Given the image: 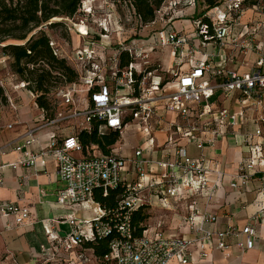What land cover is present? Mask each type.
Returning <instances> with one entry per match:
<instances>
[{
  "label": "built area",
  "instance_id": "2783aa9c",
  "mask_svg": "<svg viewBox=\"0 0 264 264\" xmlns=\"http://www.w3.org/2000/svg\"><path fill=\"white\" fill-rule=\"evenodd\" d=\"M202 3V12L193 16L188 29L183 31L171 28V20L178 11L196 8L197 0H164L157 12L163 27L150 37L149 46L152 52L157 48L170 50L175 60L169 72H162L158 64L152 65L149 53L141 47H126L124 40L119 43L117 54L106 64L101 55L109 49L104 44L108 39L105 24L99 25L104 31L101 40L88 38L87 31L80 32L83 45L69 54L49 34V24L55 19L39 27L49 35L53 56L65 59L78 74V80L65 83L52 93L56 110L53 120H46L45 112L38 110L36 125L26 126L24 133L0 148V154L8 149L21 154L20 160L10 165L12 169L43 167L48 158L53 160L57 178L63 184L57 192L56 203L72 212L65 220L71 234L57 236V220L40 223L45 234L58 240L59 248L75 255L80 264H190L194 252H198L201 259L207 258V249L212 245L226 254L229 239L239 234H246L251 240L255 224L264 222V206L242 231L228 223L223 229H211L217 217L207 208L198 212L194 206L187 207L183 218L189 230L187 235H166L157 231L150 236L145 231L142 236H136L131 222V212L143 206L146 192L158 196L164 206H169L172 198L182 192L191 198L203 192L206 198L210 197L217 187V183L210 184L208 180L211 173L217 179L228 176L227 186L234 192H250L251 184L256 183L254 192L264 201V0H216L211 8L204 0ZM151 24H156V18ZM2 47L0 44V49ZM119 52L127 53L133 61L122 70L118 66ZM9 62L10 58L0 53V88L5 97L4 104L0 101V119L6 107L16 116L18 91L27 89L34 103L38 96L28 89V83L17 80ZM86 66L87 70L83 68ZM83 86L88 91L79 105H84L81 110L74 95ZM118 87L124 88L123 93L120 94ZM93 88L96 91L88 98ZM60 105L67 112H60ZM159 109L163 114L177 116L178 121L169 124L170 131L175 129L178 134L186 131L185 136L191 142H196L194 133L206 134V140L196 142L199 148L226 135L239 137L244 150L235 172L226 175L218 163L213 169L209 168L202 155L191 158L172 139L167 145L174 147L173 158L154 162L156 172L150 171L152 161L143 158L142 148L126 157H121L114 146L105 155L97 149L85 155L76 132H70L61 140L54 137L37 151L30 150L38 143L36 133L41 128L70 121L81 123L75 127L76 131V128H85L89 119H95L102 124L99 132L111 129L121 135L128 123L137 119L141 131L151 136L158 129L157 124L163 122ZM16 121L17 125H22L17 116ZM147 143L153 145L152 137ZM117 188L123 192L119 209H103L93 202L96 190L107 194ZM91 205L95 206L93 218L74 217L78 208L88 209ZM29 221L30 213L26 208L0 202V233L25 227ZM109 237H112L109 253L101 263L90 250L78 252L83 241ZM87 251L92 256L86 259ZM56 255L57 252L49 253L42 248L43 263L64 264Z\"/></svg>",
  "mask_w": 264,
  "mask_h": 264
},
{
  "label": "crops",
  "instance_id": "0c3cea01",
  "mask_svg": "<svg viewBox=\"0 0 264 264\" xmlns=\"http://www.w3.org/2000/svg\"><path fill=\"white\" fill-rule=\"evenodd\" d=\"M194 9L190 7L176 12L170 27L178 31L187 30L192 18L189 14H192ZM21 91L25 92V90L17 92L20 99L16 116L22 125H17L15 114L9 108H4L0 119V148L24 133L26 126H35L39 118V111L34 101L29 93L25 92L29 98L27 106L30 113H34L35 120L32 125L20 120L24 107ZM17 94L13 96L16 98ZM158 111L162 115L163 122L157 124L158 129L151 136L146 134L141 145L136 147V149H144L143 158L152 161L150 171H158L154 162L173 158L174 147L167 145V141L172 139L175 145L184 148L191 158L196 159L202 155L209 168L213 169L215 163H218L226 175L235 172L236 164L244 150L239 142L241 140L239 137L233 134L226 135L211 145L204 144L202 148H199L196 142L206 140V134L194 133L196 142H191L185 136L186 131L183 130L184 132L180 134L176 133L175 129L170 131L169 124L178 121L175 114H163L160 109ZM152 123L156 125L155 119L152 120ZM182 127L184 128V126ZM70 132H75V126H68L64 123L46 125L36 133L38 143L33 144L30 150L37 151L40 145L47 144L52 138L57 137L61 140ZM123 136L121 133L120 138ZM151 137L153 145L149 144V146L147 142ZM20 158L21 154L12 149L6 150L3 155L0 154V202H12L26 208L30 213V221L25 227L0 233V264H14L13 261L15 264H40L43 259L42 248L49 253L57 252L56 258L59 262L80 264L75 255L59 248L58 240H53L45 234L40 223L42 220H57L59 223L56 225V235L64 237L71 234V228L65 220L72 215V212L56 203L57 192L63 187V184L57 178L53 160L48 158L43 167L17 166L12 169L10 165L16 164ZM208 180L210 184L217 183L216 190L210 197L206 198V193L203 192L191 198L182 192L178 197L172 198L169 206H164L158 196L149 195L146 192V202L143 204L149 215L146 222V234L152 236L157 231L166 235L189 234V230L183 222L188 206H194L198 212H202L205 208L212 212L217 217L216 223L211 227L213 230L223 229L228 223L242 231L250 223L251 217L264 206L263 199L254 192L256 183L251 184L250 192L241 193L234 192L227 186L228 176L217 179L211 173L208 175ZM155 208L162 209L165 214L163 218L159 217L157 221L149 224L152 219L151 212ZM88 209L91 211L90 216H83L80 211L86 209L78 208L74 217L78 219L93 218L95 206L91 205ZM229 245L230 248L226 254H222L216 245L210 246L205 259H201L198 252H194L190 264H264V222L258 221L255 224V235L251 240L246 234H239L229 239ZM85 254L91 255V252L87 251ZM170 264L177 263L171 262Z\"/></svg>",
  "mask_w": 264,
  "mask_h": 264
},
{
  "label": "trees",
  "instance_id": "16d2710c",
  "mask_svg": "<svg viewBox=\"0 0 264 264\" xmlns=\"http://www.w3.org/2000/svg\"><path fill=\"white\" fill-rule=\"evenodd\" d=\"M82 2L83 0H0V44L3 45L0 53L10 58V70L17 80L28 83V89L38 94L35 104L38 110L45 112V119L48 121L56 116L52 93L65 83L77 82L78 74L65 59L53 56L49 47V35L40 31L39 27L55 18L60 21L51 22L50 30L66 27L63 19L73 20L79 14ZM109 2L117 8L120 6L128 8L140 26H147L155 20L164 0H109ZM204 2L211 8L216 0ZM132 62L127 53L119 52L120 70ZM94 91L95 88L90 89L88 98H91ZM0 100L5 101L1 88ZM101 125L95 119H89L85 128H76V137L85 155L92 153L94 149L100 154H108L119 141L121 137L119 131L110 129L99 132ZM92 200L103 209H119L123 192L120 188L109 190L107 194L96 190ZM146 209L145 206H140L131 212V222L136 229V236H142L147 230L146 222L149 215ZM111 241L112 237L83 241L79 244L78 252L90 250L94 258L101 263L104 256L109 253Z\"/></svg>",
  "mask_w": 264,
  "mask_h": 264
},
{
  "label": "rangeland",
  "instance_id": "374dc122",
  "mask_svg": "<svg viewBox=\"0 0 264 264\" xmlns=\"http://www.w3.org/2000/svg\"><path fill=\"white\" fill-rule=\"evenodd\" d=\"M203 7V3L198 0L194 12L189 14L190 17L201 13ZM55 20L57 21L60 19L55 18ZM63 21L65 22L66 27H59L55 30H50L49 34L53 36L54 39L63 47V50L67 54H69L73 49L83 45V41L79 37L80 32L87 31L88 38L101 40L100 36L104 33V31L99 25L102 23L106 25L108 34V39L103 41L104 44L106 43V45L109 46V49L105 53L102 52L101 54L103 59L106 60V64H108L109 58L111 59L117 54V51L120 48L119 43L124 40L126 41L124 43L126 47L134 46V48L137 49L141 47L142 50L149 53L148 60L150 63L152 65L158 64L162 69V72H169L173 69V61L175 59L171 57L170 50L168 48H157L155 52H152L151 47L149 46L151 42L150 37L163 27L162 22L159 21V16H156V24L140 26L133 16V13L126 7L120 6L117 8L112 5L109 0H83L79 14L73 20L63 19ZM140 62V60L136 61L137 64ZM83 68L87 70L88 66ZM78 70H80V66H78ZM160 75H162V73H160ZM118 89L120 94L123 93L124 88L118 87ZM87 91L88 88L83 86V89H77L75 92L74 97L78 101V106L83 99L86 98ZM25 92H28V90L25 89ZM25 92L21 91V100L24 107L20 120L28 125H32L35 120L34 113H30L29 111L27 106L29 98ZM0 101L4 104L3 100ZM60 106V112L66 111L62 108V106ZM83 106L81 105L78 108L82 110ZM64 124L79 127L81 123L79 121H70ZM122 133L124 136L119 139L114 146V149L121 157H126L127 154L133 152L136 147L141 145L146 133L145 131H141L137 119L130 121L122 130ZM80 213L86 217L90 216L91 211L86 209L80 211ZM164 214L165 212L162 209L155 208V210H152L151 212L152 219L149 224L157 221L159 217L163 218ZM84 257L87 259L90 258V255H85Z\"/></svg>",
  "mask_w": 264,
  "mask_h": 264
}]
</instances>
